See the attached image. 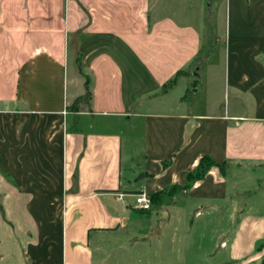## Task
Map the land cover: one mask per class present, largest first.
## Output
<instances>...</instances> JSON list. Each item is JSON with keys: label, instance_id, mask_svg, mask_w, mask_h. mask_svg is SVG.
<instances>
[{"label": "crops", "instance_id": "0c3cea01", "mask_svg": "<svg viewBox=\"0 0 264 264\" xmlns=\"http://www.w3.org/2000/svg\"><path fill=\"white\" fill-rule=\"evenodd\" d=\"M204 155L264 163V0H0V264H130L132 195Z\"/></svg>", "mask_w": 264, "mask_h": 264}, {"label": "rangeland", "instance_id": "374dc122", "mask_svg": "<svg viewBox=\"0 0 264 264\" xmlns=\"http://www.w3.org/2000/svg\"><path fill=\"white\" fill-rule=\"evenodd\" d=\"M216 19L222 25L218 31L223 36L224 12ZM213 79L217 88L222 86L221 69L215 71ZM188 81L198 84V79L192 80L190 75ZM203 81L199 85H203ZM184 84L187 89L191 88L186 92L191 100L190 110H196V101L203 99L202 90L194 95L192 84ZM218 93L209 94L211 98L206 100L223 103ZM123 123L118 129L123 135L124 154H135L136 161L132 163L136 166L141 159L139 125L130 128L128 122ZM134 157L131 156L132 159ZM212 161L222 169L211 166L201 180L187 183L186 175L195 169L198 160L186 173L183 185L146 192L156 196L152 210L142 214L155 222L152 225L146 222L145 228L151 225L150 230H143L128 243L131 252L140 253L136 260L131 258L130 264H264V221L259 219L255 224L251 221L249 225L239 227L244 215L264 213V163ZM132 163H124V178L127 177V167L133 166ZM161 166L165 168L166 162H161ZM143 176L152 177L146 173ZM197 183L198 188L193 190ZM186 184V190L181 191L179 187ZM159 191L162 192L158 194ZM122 251L118 249V253Z\"/></svg>", "mask_w": 264, "mask_h": 264}, {"label": "trees", "instance_id": "16d2710c", "mask_svg": "<svg viewBox=\"0 0 264 264\" xmlns=\"http://www.w3.org/2000/svg\"><path fill=\"white\" fill-rule=\"evenodd\" d=\"M88 84V78L86 77L85 80V87H87ZM88 94V92H87ZM211 166H217L220 170L222 169L221 165H217L215 164L212 159L208 156H202L199 159V162L197 164V166L195 167V169L192 172H189L186 175V181L187 183L190 182L191 180H201L203 177V174L206 172V170L211 167ZM181 191H185L187 188V184L184 186L179 187ZM162 191L157 192L158 194L161 193ZM156 194H151L149 195L150 200H151V205L154 202V198H155Z\"/></svg>", "mask_w": 264, "mask_h": 264}, {"label": "built area", "instance_id": "2783aa9c", "mask_svg": "<svg viewBox=\"0 0 264 264\" xmlns=\"http://www.w3.org/2000/svg\"><path fill=\"white\" fill-rule=\"evenodd\" d=\"M64 113V112H63ZM122 195L119 196L121 198ZM133 207L140 211H148L151 208V200L149 194L144 191H140L132 195Z\"/></svg>", "mask_w": 264, "mask_h": 264}]
</instances>
